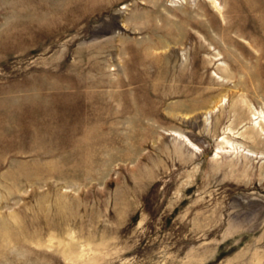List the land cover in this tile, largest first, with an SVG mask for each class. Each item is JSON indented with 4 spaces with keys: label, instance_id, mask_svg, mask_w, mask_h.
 <instances>
[{
    "label": "rangeland",
    "instance_id": "374dc122",
    "mask_svg": "<svg viewBox=\"0 0 264 264\" xmlns=\"http://www.w3.org/2000/svg\"><path fill=\"white\" fill-rule=\"evenodd\" d=\"M0 0V264H264V0Z\"/></svg>",
    "mask_w": 264,
    "mask_h": 264
},
{
    "label": "bare ground",
    "instance_id": "6f19581e",
    "mask_svg": "<svg viewBox=\"0 0 264 264\" xmlns=\"http://www.w3.org/2000/svg\"><path fill=\"white\" fill-rule=\"evenodd\" d=\"M214 1V4H216L217 2H216V0H213ZM217 5V4H216Z\"/></svg>",
    "mask_w": 264,
    "mask_h": 264
}]
</instances>
